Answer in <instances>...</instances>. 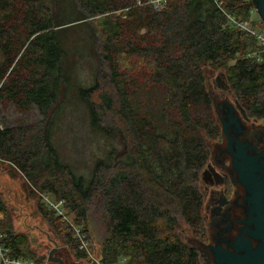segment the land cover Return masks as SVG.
<instances>
[{"label":"trees","instance_id":"16d2710c","mask_svg":"<svg viewBox=\"0 0 264 264\" xmlns=\"http://www.w3.org/2000/svg\"><path fill=\"white\" fill-rule=\"evenodd\" d=\"M149 1L0 0V110L42 115L0 127V160L32 192L64 202L74 222L44 200L39 208L76 258L88 256L76 228L91 241L88 215L100 197L103 263L202 264L180 236V219L207 240L199 181L207 139L222 128L204 67L224 69L240 105L264 119V47L226 15L250 18L252 0H165L161 9ZM71 104L83 105L90 131L112 142L89 165L67 159L57 139ZM0 230L14 256L41 260L5 216Z\"/></svg>","mask_w":264,"mask_h":264},{"label":"rangeland","instance_id":"374dc122","mask_svg":"<svg viewBox=\"0 0 264 264\" xmlns=\"http://www.w3.org/2000/svg\"><path fill=\"white\" fill-rule=\"evenodd\" d=\"M253 8H256L255 2ZM118 13L125 15V10H120ZM256 18L258 21L255 26L264 31V20L260 17L259 13ZM102 19H104V16H98L92 21L95 25L101 22ZM204 74L206 86L213 101V109L222 128L219 137L207 139L211 153L207 164H213L214 157L212 154V146H223L225 149L227 148V137L223 132V123L219 117L217 99H219L221 106L232 105L238 115L242 114L236 107L237 99L231 89L224 69L215 70L210 66H205ZM218 77H220V79H217ZM220 84L228 85L230 89H224ZM66 110L68 113L61 120L59 129L56 131L59 145L61 144L63 147V155L73 162L81 163L82 166L89 165L93 161L95 155L103 152L112 142L90 131L89 122L87 120V110L83 105L77 106L71 104ZM247 115L251 121L264 124V119L253 117L249 113H247ZM41 119L42 115L36 108H32L27 112H21L13 106L6 110H0V127L30 124ZM0 166L3 172V175L0 174V197L4 201L7 209L6 213L3 211H1V213L5 216L7 221L10 220L11 224H13V231L15 233H22L28 237L29 240L25 248L29 253L39 257L45 254L48 255L51 251L55 250L53 257L61 258L65 264H127V257H121L113 263L110 261L103 263L102 261L105 256L104 240L107 229L105 227L106 218L102 211V199L100 197L95 199L88 215L87 228L91 238V245L87 251L88 256L86 258H76L69 246H67L58 235L51 220L41 213L39 204L43 202L42 195L38 192H32L29 189L24 176L15 166L1 160ZM199 188L204 197L203 217L207 229V240L204 242L194 236L190 227L182 218L180 219V236L186 243L192 246L194 242L198 241V247L204 248L206 251L208 250L207 244L215 243V229L214 227L213 229L210 227L212 221L209 214L208 186L202 182L201 179L199 181ZM65 215L70 222H74V216L72 214L69 213ZM111 252L113 251L111 250ZM200 254L202 264H208L202 251H200ZM110 255H112V253H110ZM46 261L47 264H60L58 261H51L49 259ZM139 264L142 263L139 262Z\"/></svg>","mask_w":264,"mask_h":264},{"label":"water","instance_id":"95a60500","mask_svg":"<svg viewBox=\"0 0 264 264\" xmlns=\"http://www.w3.org/2000/svg\"><path fill=\"white\" fill-rule=\"evenodd\" d=\"M256 4V10L259 13L260 17L264 20V0H252ZM217 79H220L218 77ZM220 86L224 89H230L228 85ZM219 117L222 121L227 120L226 114L229 112L228 108L231 107L235 111L232 105L230 106H221L219 99H217ZM236 107L239 109L245 118H248L247 112L240 105L238 100H236ZM236 112V111H235ZM242 120V126L244 127V132L241 137L246 138V134L250 137H255L259 142L264 144V124L251 121L250 119L243 118L242 115H239ZM223 132L227 136L228 140V151L232 153L235 157L234 167L238 171V177L241 184L246 188L248 193L246 199L248 202V213L247 219L244 220V226L241 228V234L231 242V248L234 252H231L229 249L222 247L221 245L211 246L213 250V256L215 263L208 264H264V160L257 162L256 159L258 156L248 157L244 155V149L240 146H237V151H234L232 147L233 137L228 130V125L231 122L223 121ZM238 144V143H237ZM214 163L218 159H227L229 162L230 156L227 155L226 149L223 146H212ZM239 158L241 161L237 160ZM249 158V159H248ZM202 172L201 176H203ZM222 186H208V200H209V214L211 221L213 222V217L215 210L218 209V202L221 199H226L229 202H236L235 194L233 193H222ZM224 210V209H223ZM238 211V210H236ZM242 211V210H241ZM240 210L238 212H241ZM214 229L216 231L215 225ZM253 240L257 241V244L253 245ZM195 247L203 252L204 256L206 251L204 248L198 247V241L194 242ZM55 250L51 251L48 255L39 256L41 260H51L58 261L60 264H65V262L58 257H53ZM206 258V256H205Z\"/></svg>","mask_w":264,"mask_h":264},{"label":"flooded vegetation","instance_id":"af4514ba","mask_svg":"<svg viewBox=\"0 0 264 264\" xmlns=\"http://www.w3.org/2000/svg\"><path fill=\"white\" fill-rule=\"evenodd\" d=\"M228 111L229 112L226 114L227 120L222 118V122H231L228 125V130L233 137L232 147L234 151H237V146H240L244 149L243 153L245 156H258L256 159L257 162L264 160V144L259 142L257 138L253 136L250 137L248 134H246V138L241 137V135L245 133L244 127L242 126V120L240 119V116L231 109V107L228 108ZM242 116L245 118L243 114ZM245 119H249V116ZM228 148L229 145L227 140L226 153L230 156L229 162L227 159L223 158L222 160L218 159V161L213 164L208 163L207 167L202 171L204 172L203 176H201L202 182L207 186H222L223 195L233 193L236 197L235 200L237 199L236 202H229L226 199H221L218 202V209L215 210L213 222L210 226L213 229L215 225L216 228L214 233L215 243L207 244L208 250H206L205 254L209 263H215L211 246L221 245L222 247L229 249L231 252H234V250H232L233 248L230 246L231 242L241 234V228L244 226V223L242 222L248 217V202L246 199L248 193L239 180L238 171L234 167L235 157L230 151H228ZM237 160L239 162L241 161L239 158H237ZM1 172L2 167L0 166V174L3 175V172ZM236 210L242 211L238 212ZM256 244L257 241L253 240V245L255 246Z\"/></svg>","mask_w":264,"mask_h":264},{"label":"built area","instance_id":"2783aa9c","mask_svg":"<svg viewBox=\"0 0 264 264\" xmlns=\"http://www.w3.org/2000/svg\"><path fill=\"white\" fill-rule=\"evenodd\" d=\"M215 1L218 3L220 7L222 6V2H221L222 0H215ZM149 2L152 3L156 9H161L165 4V0H150ZM226 15L228 18V22L231 25H233L234 28L236 27L237 29L245 30L251 33L257 38L259 43L264 47V31L263 29L261 30L260 28L255 26L256 22L258 21L256 18V16L258 15L256 8H253L251 10L249 14L250 18L248 19L237 18L234 14L231 13H226ZM42 197L44 202L49 208L53 209L56 212V214L61 216L63 215V218L68 220L65 215L66 210L64 209L63 201H57L51 198L49 195H43ZM3 217H4L3 214L0 212V223L3 220ZM76 232H77V237L80 240L79 241L80 248L88 251L91 245L90 241L85 238L84 234L81 232L79 228H76ZM6 236L7 234L0 230V264H47L46 260L36 261L21 256H14L11 253L10 248L6 246L4 242Z\"/></svg>","mask_w":264,"mask_h":264},{"label":"crops","instance_id":"0c3cea01","mask_svg":"<svg viewBox=\"0 0 264 264\" xmlns=\"http://www.w3.org/2000/svg\"><path fill=\"white\" fill-rule=\"evenodd\" d=\"M8 175H9V171H8ZM12 176V175H11Z\"/></svg>","mask_w":264,"mask_h":264}]
</instances>
